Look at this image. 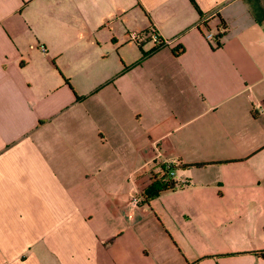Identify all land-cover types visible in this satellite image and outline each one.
Here are the masks:
<instances>
[{
  "label": "crops",
  "instance_id": "0c3cea01",
  "mask_svg": "<svg viewBox=\"0 0 264 264\" xmlns=\"http://www.w3.org/2000/svg\"><path fill=\"white\" fill-rule=\"evenodd\" d=\"M193 2L0 0V264H264V0Z\"/></svg>",
  "mask_w": 264,
  "mask_h": 264
},
{
  "label": "trees",
  "instance_id": "16d2710c",
  "mask_svg": "<svg viewBox=\"0 0 264 264\" xmlns=\"http://www.w3.org/2000/svg\"><path fill=\"white\" fill-rule=\"evenodd\" d=\"M191 1L194 4L193 0ZM221 26L222 27H220V30H218L217 34L215 35L217 39L222 34V31L225 28V25H221ZM182 50H183V47L181 46L178 49V51L181 52ZM198 165H201V164H198ZM182 166L190 167L191 165L183 164ZM182 185H183L182 182H179L174 179L173 175L169 173V170L162 167L160 172L150 174L149 183L144 188H142L140 193L143 198V202H147L150 198H152L155 195L160 194L161 192L174 190L175 188L182 186ZM258 253L264 255V250H261Z\"/></svg>",
  "mask_w": 264,
  "mask_h": 264
},
{
  "label": "built area",
  "instance_id": "2783aa9c",
  "mask_svg": "<svg viewBox=\"0 0 264 264\" xmlns=\"http://www.w3.org/2000/svg\"><path fill=\"white\" fill-rule=\"evenodd\" d=\"M152 36L157 43H160L159 39L157 38V35L155 34L154 30L151 29L149 31H141V32H130L129 33V39L136 42V43H142L146 38L147 36ZM205 36L208 40L210 41H213V42H216L218 39L215 37L214 33L210 32V31H207L205 33ZM173 40H166V41H163V43H171ZM162 43V42H161ZM164 168L169 170V173L171 175H173V171H172V162H166L164 163ZM143 202V198L141 196V193L139 192L137 195H135L134 197H132L129 201V203L131 205H134V206H137L139 204H141Z\"/></svg>",
  "mask_w": 264,
  "mask_h": 264
},
{
  "label": "rangeland",
  "instance_id": "374dc122",
  "mask_svg": "<svg viewBox=\"0 0 264 264\" xmlns=\"http://www.w3.org/2000/svg\"><path fill=\"white\" fill-rule=\"evenodd\" d=\"M171 169H172V171H173V174H174V168L172 167Z\"/></svg>",
  "mask_w": 264,
  "mask_h": 264
}]
</instances>
